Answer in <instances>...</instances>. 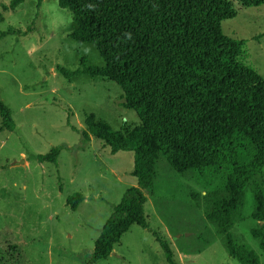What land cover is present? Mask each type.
<instances>
[{
  "label": "rangeland",
  "instance_id": "374dc122",
  "mask_svg": "<svg viewBox=\"0 0 264 264\" xmlns=\"http://www.w3.org/2000/svg\"><path fill=\"white\" fill-rule=\"evenodd\" d=\"M0 0V100L16 121L0 131V264H86L95 241L125 191L137 185L134 152L113 148L92 136L79 149L86 118L108 123L126 134L140 124L125 106L113 80L82 74L68 79L59 68L76 71L83 60L106 65L96 46L71 38L77 25L58 0H25L6 10ZM230 16L222 33L237 43L236 58L264 77V0H226ZM2 118L0 116V125ZM66 145L58 163L35 156ZM263 183L264 176L257 177ZM209 185L194 173H180L161 153L153 191L145 204L150 228L168 241L178 264H243L229 255L216 224L206 217ZM83 197L76 211L67 200ZM254 194L246 192L243 218L232 231L261 256L252 235ZM264 225V223H262ZM96 264H171L168 253L148 229L134 224L115 251Z\"/></svg>",
  "mask_w": 264,
  "mask_h": 264
},
{
  "label": "trees",
  "instance_id": "16d2710c",
  "mask_svg": "<svg viewBox=\"0 0 264 264\" xmlns=\"http://www.w3.org/2000/svg\"><path fill=\"white\" fill-rule=\"evenodd\" d=\"M25 0H11L16 10ZM41 1V0H40ZM72 14L71 38L96 46L106 65L69 71L101 76L121 86L125 106L135 110L140 124L123 134L108 123L86 118L78 148L92 136L105 140L115 152H134L137 185L114 205L86 264L108 259L116 244L137 224L153 233L177 264L168 241L150 228L145 204L155 182V166L163 153L180 173L192 172L209 185L206 217L216 224L230 256L243 264H262L261 256L232 231L243 218L246 192L255 200L259 222L252 235L264 250V77L238 62L237 43L221 31L230 16L226 0H58ZM3 19L0 14V21ZM22 33L9 27L0 32ZM3 129L14 130L12 109L0 100ZM66 145L37 154L41 162L58 163ZM83 197L67 200L76 211Z\"/></svg>",
  "mask_w": 264,
  "mask_h": 264
},
{
  "label": "crops",
  "instance_id": "0c3cea01",
  "mask_svg": "<svg viewBox=\"0 0 264 264\" xmlns=\"http://www.w3.org/2000/svg\"><path fill=\"white\" fill-rule=\"evenodd\" d=\"M131 229V228H130ZM113 251H115V248H114V250ZM178 264V263H177Z\"/></svg>",
  "mask_w": 264,
  "mask_h": 264
}]
</instances>
